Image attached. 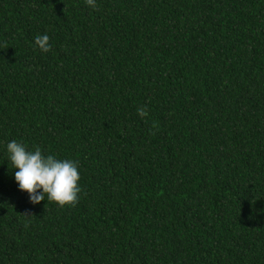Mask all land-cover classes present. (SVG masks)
<instances>
[{"label":"trees","instance_id":"16d2710c","mask_svg":"<svg viewBox=\"0 0 264 264\" xmlns=\"http://www.w3.org/2000/svg\"><path fill=\"white\" fill-rule=\"evenodd\" d=\"M12 140L77 202L30 203ZM0 264H264V0H0Z\"/></svg>","mask_w":264,"mask_h":264},{"label":"clouds","instance_id":"9594fccd","mask_svg":"<svg viewBox=\"0 0 264 264\" xmlns=\"http://www.w3.org/2000/svg\"><path fill=\"white\" fill-rule=\"evenodd\" d=\"M85 2L90 7H96V0ZM49 40L50 37L46 34L37 36L35 44L41 51L48 52L51 50ZM138 111L141 116L146 115L144 110ZM6 152L18 189L28 193L30 203L39 204L47 199L64 206L77 202L80 173L76 161L44 155L40 148L29 150L16 140L6 145Z\"/></svg>","mask_w":264,"mask_h":264}]
</instances>
